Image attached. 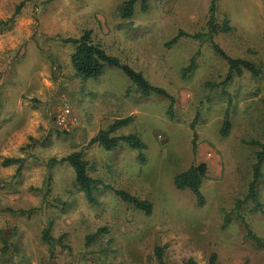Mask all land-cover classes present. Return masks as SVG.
Segmentation results:
<instances>
[{
  "label": "rangeland",
  "instance_id": "374dc122",
  "mask_svg": "<svg viewBox=\"0 0 264 264\" xmlns=\"http://www.w3.org/2000/svg\"><path fill=\"white\" fill-rule=\"evenodd\" d=\"M128 0H0V264H264V215L244 200L264 144V0H215L217 23L232 28L214 41L233 58L261 65L224 85L229 67L207 38L212 0H146L133 16ZM96 44L176 98H143L124 72L107 67L82 79L71 38ZM196 57V69H183ZM231 131L222 136L225 115ZM132 117L114 136L136 134L147 145L112 152L89 143L100 130ZM194 126V127H193ZM84 152L89 174L110 189L92 205L60 160ZM8 159H21L6 165ZM206 163L203 204L174 177ZM264 174V167H263ZM129 192L153 204L147 215L118 198ZM264 208V178L259 186ZM25 212V213H24ZM230 214L232 223L223 228ZM240 214L263 244L247 238ZM49 230L52 244L43 239ZM165 247L162 262L156 253Z\"/></svg>",
  "mask_w": 264,
  "mask_h": 264
},
{
  "label": "trees",
  "instance_id": "16d2710c",
  "mask_svg": "<svg viewBox=\"0 0 264 264\" xmlns=\"http://www.w3.org/2000/svg\"><path fill=\"white\" fill-rule=\"evenodd\" d=\"M140 1L146 0H128L121 11L122 18L128 19L133 16L135 5ZM216 1L212 0L210 7V19L207 24V32L203 34L189 35L185 32H180L177 37H175L171 45L178 42L182 37H187L190 39H195L198 41H204L207 38L211 43L213 50L224 59L229 67V71L224 82V85L232 82L235 78L242 77L245 73H250L254 77H260L263 74V68L261 65H256L254 62L230 57L215 41L214 38L221 33H229L232 31L231 26L226 21L225 23H217L216 18ZM5 25V23H2ZM67 43L74 45L75 51L72 55V65L76 72V75L82 79H97L103 76L106 72L107 67H116L121 69L124 74L130 79V81L138 87L140 94L143 98H150L151 96H159L167 99L169 103V108L167 110V115L171 120L175 117V105L176 98L171 95L168 91L161 87L152 85L145 76L127 64L122 63L117 57L110 55L107 50L100 44H96L92 39V33L86 31L80 38H71L66 40ZM196 57H194L190 65L183 69V76H187L193 73L196 69ZM132 122V117L122 118L117 120L113 125H111L106 130H100L98 134L93 137L89 143V147L94 145H99L104 150L108 152L115 151L122 145H127L131 149L138 150L139 157L138 160L142 164L146 162L145 151L147 149L146 143L136 134L114 136L115 131L118 128L128 125ZM194 127V126H193ZM231 123L229 113L225 115L223 129L221 131L222 136L226 137L230 134ZM254 145L260 147V150L256 153V162L253 165V180L248 187V194L244 200H238L236 205V210H240L246 202H251L255 207L262 212L264 215V208L260 202L259 198V186L264 178L263 167H264V144L253 142ZM21 159H8L5 164H17L20 163ZM60 163H68L75 171L76 175V185L78 186L80 192L84 193L88 202L92 205H97L98 199L96 194L105 190L110 189L109 186L105 185L102 181L96 180L89 174V163L84 158V152H74L69 156L60 160ZM208 166L206 163H198L191 165L186 171L177 174L174 177V185L179 190H189L196 197L199 204H203L204 196L202 193V184L207 175ZM114 194L120 198L126 204L132 205L135 209L144 212L147 215H151L153 212V204L147 200H141L138 197L130 194L124 190L111 189ZM25 213V212H24ZM236 219L241 221L247 228V238L258 244L259 246L263 244L262 239L257 236L246 224L245 218L238 214ZM233 221L232 215L228 214L225 217L223 228H227ZM43 239L52 244L53 238L50 236L49 230H46L43 234ZM165 252V247H158L156 249L157 257L160 262H162L163 255ZM218 257L213 254L210 257L209 264H218ZM184 264H196L193 260H189Z\"/></svg>",
  "mask_w": 264,
  "mask_h": 264
}]
</instances>
